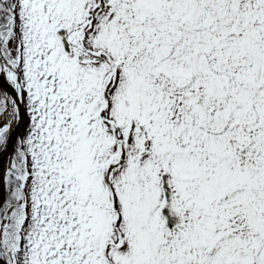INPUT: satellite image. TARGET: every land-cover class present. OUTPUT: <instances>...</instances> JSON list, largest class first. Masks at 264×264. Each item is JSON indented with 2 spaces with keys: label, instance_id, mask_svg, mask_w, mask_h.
I'll return each mask as SVG.
<instances>
[{
  "label": "snow or ice",
  "instance_id": "1",
  "mask_svg": "<svg viewBox=\"0 0 264 264\" xmlns=\"http://www.w3.org/2000/svg\"><path fill=\"white\" fill-rule=\"evenodd\" d=\"M0 157V264H264V0H0Z\"/></svg>",
  "mask_w": 264,
  "mask_h": 264
},
{
  "label": "water",
  "instance_id": "2",
  "mask_svg": "<svg viewBox=\"0 0 264 264\" xmlns=\"http://www.w3.org/2000/svg\"><path fill=\"white\" fill-rule=\"evenodd\" d=\"M2 160V157H0V161ZM1 187V196H3V194H4V189H3V187L2 186H0Z\"/></svg>",
  "mask_w": 264,
  "mask_h": 264
},
{
  "label": "bare ground",
  "instance_id": "3",
  "mask_svg": "<svg viewBox=\"0 0 264 264\" xmlns=\"http://www.w3.org/2000/svg\"><path fill=\"white\" fill-rule=\"evenodd\" d=\"M1 161L6 164V160H4L3 158ZM0 196H1V191H0Z\"/></svg>",
  "mask_w": 264,
  "mask_h": 264
},
{
  "label": "rangeland",
  "instance_id": "4",
  "mask_svg": "<svg viewBox=\"0 0 264 264\" xmlns=\"http://www.w3.org/2000/svg\"><path fill=\"white\" fill-rule=\"evenodd\" d=\"M21 132H22V129H21Z\"/></svg>",
  "mask_w": 264,
  "mask_h": 264
}]
</instances>
